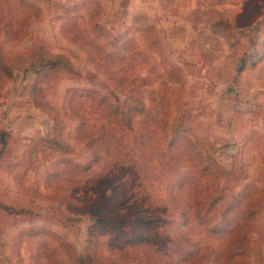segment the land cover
I'll list each match as a JSON object with an SVG mask.
<instances>
[{
  "label": "rangeland",
  "instance_id": "374dc122",
  "mask_svg": "<svg viewBox=\"0 0 264 264\" xmlns=\"http://www.w3.org/2000/svg\"><path fill=\"white\" fill-rule=\"evenodd\" d=\"M33 1L41 5L42 12L31 35L18 47H26L39 37L56 51L71 49L79 56L76 64L82 73L79 80L65 79L53 88L46 86V99L59 103L67 87L102 80L101 73L87 62V53L72 39L70 34L75 36L76 28L95 22L111 34L123 33L133 39L143 54L137 56L130 49L125 54L136 65L133 72L143 83L147 115L127 141L142 140L141 146L134 144L135 149L147 186H153L156 195L148 202L169 207L172 198L165 190L177 187V178L189 170L179 160H168V152L163 157L152 153L155 142L151 131L162 119L189 128L207 154L206 163L222 174L225 197L239 196L242 207L256 202L254 214L249 215L246 208L237 217H247L252 224L248 242L251 264H264V0ZM74 5H78L75 10L65 8ZM93 12L96 16L92 20ZM226 20L232 30L224 28ZM69 29L73 31L69 33ZM253 51H259L251 60L255 63L239 72L237 59ZM151 55L154 59L150 60ZM153 64L155 68H151ZM32 82L33 76L16 73L0 93V131L8 130L12 135L11 152L0 161V194L5 201L31 210L23 214L0 212V264H10L17 257L15 236L28 227L62 232L78 250L87 236L89 219L85 215L43 198L31 202L27 193H19L18 177L25 167L12 169V163L19 161L18 155L32 140L52 132L50 119L35 101ZM72 134L69 131L70 139ZM78 151L85 155L82 147ZM59 157L41 148L35 165L26 169L25 185L34 179L43 184L46 168ZM178 195L180 203L191 208V190ZM188 236L202 252L222 255L225 264L229 234L214 236L195 224ZM22 246L28 247V243ZM174 256L175 264L183 263L178 262V254ZM211 261L209 258L206 264Z\"/></svg>",
  "mask_w": 264,
  "mask_h": 264
},
{
  "label": "trees",
  "instance_id": "16d2710c",
  "mask_svg": "<svg viewBox=\"0 0 264 264\" xmlns=\"http://www.w3.org/2000/svg\"><path fill=\"white\" fill-rule=\"evenodd\" d=\"M76 7L65 8L72 11ZM41 12V5L33 0H0V93L16 73L33 76L35 101L52 127L51 134L32 140L11 166L25 167L18 177L21 196L24 191L31 202L42 198L54 201L76 215H85L89 224L79 250L62 232L44 226L21 230L15 236L17 257L10 264H175V254L182 264H206L209 258V264H222V255L204 253L191 241L188 230L195 224L214 236L230 235L225 264H251L248 242L252 224L241 215L246 208L249 215L254 214L256 202L242 207L239 196L225 197L222 174L206 163L207 154L189 128L162 119L151 131L155 142L152 153L163 157L168 152V160H179L189 170L177 178V187L165 190L172 198L169 207L148 202L156 195L154 187L147 186L135 149L134 144L141 146L142 140L127 141L147 115L143 83L133 72L136 65L125 54L129 49L137 56L143 54L138 44L95 22L96 26L76 28L75 36L70 37L87 53V62L101 73L102 80L67 87L61 102L51 103L43 95L46 86L53 88L65 79L79 80L82 73L76 64L79 56L71 49L56 51L39 37L26 47H18L31 35ZM95 16L91 13L92 20ZM226 21L224 28L232 30ZM153 41L155 46L157 41ZM256 54L259 51L238 58V71L254 64L251 60ZM11 137L8 130L0 131V161L11 152ZM80 147L85 155H79ZM41 148L60 157L46 168L43 184L34 179L25 185L26 169L35 165ZM187 189L192 192L191 208L178 198ZM30 211L5 201L0 194V212ZM24 242L28 247L22 246Z\"/></svg>",
  "mask_w": 264,
  "mask_h": 264
}]
</instances>
